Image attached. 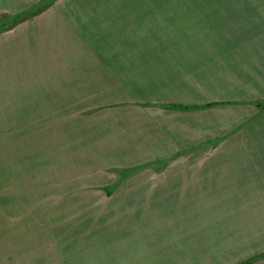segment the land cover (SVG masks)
Masks as SVG:
<instances>
[{
	"label": "crops",
	"instance_id": "obj_1",
	"mask_svg": "<svg viewBox=\"0 0 264 264\" xmlns=\"http://www.w3.org/2000/svg\"><path fill=\"white\" fill-rule=\"evenodd\" d=\"M0 26L13 154L67 124L101 175L13 180L6 148L0 264H264V0H0Z\"/></svg>",
	"mask_w": 264,
	"mask_h": 264
},
{
	"label": "rangeland",
	"instance_id": "obj_2",
	"mask_svg": "<svg viewBox=\"0 0 264 264\" xmlns=\"http://www.w3.org/2000/svg\"><path fill=\"white\" fill-rule=\"evenodd\" d=\"M262 111H264V106L262 107ZM66 127L67 124H54V125H47L43 124V137L41 141L40 147H42L43 152L41 156H34V152L31 151L30 155L24 156V152L22 151L21 153L18 154H13V149L20 148L25 146L26 143H23L25 141H18V140H13V141H7L3 139L4 133H3V124H0V175L1 178L5 177L3 175V167L5 165L3 164L5 162V155L4 151L6 148H10V153H11V159H15L17 163H26V165L22 166H16L12 167V173H11V179H19L20 175L21 178L22 176L24 179H30V178H35V179H47L51 177L53 174V178L57 177L59 179L60 186H63V188H60V193L64 194V191H74V194H79V193H85L84 191H89L90 189L88 188H82L83 185H87L89 183L99 181V177L101 175L99 173H95L92 171H85L84 169L88 170L83 162V158L80 157V159H77V163L75 161V156L70 157L67 153V146L69 147V138L68 135H63L62 133L66 134L64 131L63 127ZM53 128V132L56 133L59 131L60 134V139H59V151L58 157L53 156V169H54V160L56 159L58 162V172L53 173L50 171V159L51 156L48 154V152H45V148H50L52 147L53 144V138H51L50 131ZM56 140V139H55ZM28 142L27 147L29 149L30 146V141ZM73 142V141H72ZM37 143L38 147V141H35ZM28 151V150H27ZM55 151V150H54ZM29 152V151H28ZM17 153V151H16ZM55 154V152H53ZM4 155V156H3ZM37 159V161H35ZM79 160V161H78ZM37 162V163H35ZM41 167V169H39ZM26 176V178H25ZM52 178V177H51ZM74 185L71 187H67L68 185ZM65 187L66 190H65ZM83 191V192H82ZM95 191V190H94ZM12 206L16 207V205L12 204Z\"/></svg>",
	"mask_w": 264,
	"mask_h": 264
},
{
	"label": "trees",
	"instance_id": "obj_3",
	"mask_svg": "<svg viewBox=\"0 0 264 264\" xmlns=\"http://www.w3.org/2000/svg\"><path fill=\"white\" fill-rule=\"evenodd\" d=\"M27 16L26 15H23L22 17H17L14 21H13V23H18V22H20V21H22L24 18H26ZM4 27H2V26H0V30H2Z\"/></svg>",
	"mask_w": 264,
	"mask_h": 264
}]
</instances>
